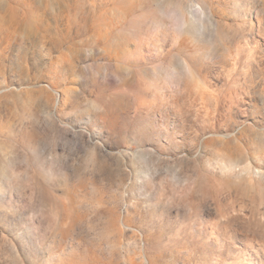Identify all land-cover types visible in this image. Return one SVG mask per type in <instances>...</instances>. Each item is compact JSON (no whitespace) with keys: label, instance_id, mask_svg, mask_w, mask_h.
I'll return each instance as SVG.
<instances>
[{"label":"rangeland","instance_id":"1","mask_svg":"<svg viewBox=\"0 0 264 264\" xmlns=\"http://www.w3.org/2000/svg\"><path fill=\"white\" fill-rule=\"evenodd\" d=\"M0 264H264V0H0Z\"/></svg>","mask_w":264,"mask_h":264}]
</instances>
